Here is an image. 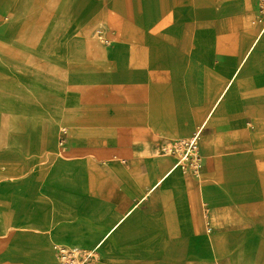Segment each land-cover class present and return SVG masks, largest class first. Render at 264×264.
Returning a JSON list of instances; mask_svg holds the SVG:
<instances>
[{
	"label": "crops",
	"instance_id": "1",
	"mask_svg": "<svg viewBox=\"0 0 264 264\" xmlns=\"http://www.w3.org/2000/svg\"><path fill=\"white\" fill-rule=\"evenodd\" d=\"M49 1L41 18L13 0L0 29L81 0ZM94 1L105 10L76 32H0V264H60L54 247L91 264H264L259 0ZM200 128L194 174L169 149Z\"/></svg>",
	"mask_w": 264,
	"mask_h": 264
},
{
	"label": "rangeland",
	"instance_id": "2",
	"mask_svg": "<svg viewBox=\"0 0 264 264\" xmlns=\"http://www.w3.org/2000/svg\"><path fill=\"white\" fill-rule=\"evenodd\" d=\"M13 0H0V9L2 14H5V10L7 11L9 9V6ZM58 0H50L49 3L51 5H57ZM104 2L100 1H94V0H81L79 2L75 3V6L73 8V12L67 17L60 15L55 16L51 18L48 22L45 23H35L33 21H27L23 19V22L18 21H11L9 17L5 18L3 20L2 27L0 29V32L7 31V32H24V31H40V32H46V33H60V34H66L69 32H76L79 31V27L81 26V22L83 20L84 14L86 15H99L102 11H104ZM46 6H45V0H33V5L29 8H25V11L33 16H39L41 18H46L49 16L48 13H46ZM72 11V10H71ZM93 15V16H94ZM88 17V16H85ZM86 30L92 33H96L98 31H104V24L103 23H91L86 27ZM94 30V31H93ZM2 83V74L0 73V86ZM0 109H2V104H0ZM0 128H2V118H1V111H0ZM0 156H2V152H0ZM4 207L0 205V221L2 218V212ZM17 217H10V222L13 225H17L16 221ZM57 248L61 249H68L67 251H71L73 249H78L77 252H73V255L75 256L74 261L71 264H91L92 258L89 257L88 254L83 253V250L80 248H67V247H54V250ZM57 253V257L60 264H65L68 262L67 260L59 258L60 252L55 250ZM80 252V253H78ZM89 257V258H88Z\"/></svg>",
	"mask_w": 264,
	"mask_h": 264
},
{
	"label": "built area",
	"instance_id": "3",
	"mask_svg": "<svg viewBox=\"0 0 264 264\" xmlns=\"http://www.w3.org/2000/svg\"><path fill=\"white\" fill-rule=\"evenodd\" d=\"M259 22L262 24L264 30V0H259ZM201 133V128L198 129L190 138L187 140L176 141L169 149L171 154H177L175 167H182L190 169L194 174H197L201 169V158L198 151V139ZM60 252L59 258L67 260L65 264H71L74 261L75 256L73 252L75 250L67 251L68 249H55ZM80 253V252H78ZM89 256V255H88ZM90 257V256H89ZM88 257V258H89Z\"/></svg>",
	"mask_w": 264,
	"mask_h": 264
},
{
	"label": "bare ground",
	"instance_id": "4",
	"mask_svg": "<svg viewBox=\"0 0 264 264\" xmlns=\"http://www.w3.org/2000/svg\"><path fill=\"white\" fill-rule=\"evenodd\" d=\"M94 31V30H93ZM92 33V32H91ZM85 36H87V35H85ZM182 37V36H181ZM180 37V38H181ZM81 38V37H80ZM160 38H161V35H160ZM185 40V39H184ZM167 42V41H166ZM170 42V41H169ZM172 42V41H171ZM175 42V41H174ZM177 42V41H176ZM182 43V42H181ZM187 43H189L188 41H187ZM183 44V43H182ZM185 44V43H184ZM191 44V43H190ZM186 45V44H185ZM183 46V45H182ZM185 47V46H184ZM190 47V46H189ZM100 49V48H99ZM103 49V48H102ZM182 49V48H181ZM182 51V50H181ZM73 250H75V251H78V249H73Z\"/></svg>",
	"mask_w": 264,
	"mask_h": 264
}]
</instances>
